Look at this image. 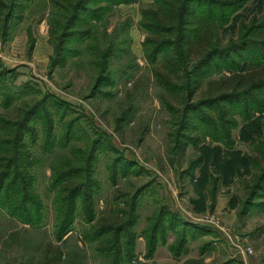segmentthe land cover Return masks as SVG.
I'll return each mask as SVG.
<instances>
[{"label":"rangeland","instance_id":"1","mask_svg":"<svg viewBox=\"0 0 264 264\" xmlns=\"http://www.w3.org/2000/svg\"><path fill=\"white\" fill-rule=\"evenodd\" d=\"M167 1L0 0V264H264V0Z\"/></svg>","mask_w":264,"mask_h":264},{"label":"trees","instance_id":"2","mask_svg":"<svg viewBox=\"0 0 264 264\" xmlns=\"http://www.w3.org/2000/svg\"><path fill=\"white\" fill-rule=\"evenodd\" d=\"M77 2L78 5H79V9H81L82 6H84L89 0H74V2ZM112 3H117L118 1H121V0H110ZM163 3H168L167 0H163ZM172 5H174L173 3H171ZM209 23H207V20H206V23H205V29H207L208 27H212L211 24L213 21H208ZM212 54H207L205 56L206 59H204V62L210 58ZM255 64V63H254ZM260 66V65H258ZM250 79L252 81H261V79L264 78V67H258L257 66H254L253 68H249V71L248 73L246 74H238V75H234L233 77L229 78L227 81H229L231 83V85H239L242 81H244L245 79ZM5 141V140H4ZM3 145H7V149L6 151H0V192L1 190H3V188L5 187V181L7 179V172H4V169L5 167L7 166V163H8V157H6L5 155L9 156L10 155V151L8 149V144L7 143H3ZM48 254V252H47ZM46 254V255H47ZM61 258H62V250L57 247L55 249V253L53 255V257L51 259H47V264H58L60 261H61Z\"/></svg>","mask_w":264,"mask_h":264},{"label":"built area","instance_id":"3","mask_svg":"<svg viewBox=\"0 0 264 264\" xmlns=\"http://www.w3.org/2000/svg\"><path fill=\"white\" fill-rule=\"evenodd\" d=\"M1 41H0V48H1ZM243 252L245 253V252H249V253H252V249L251 248H249V249H244L243 250Z\"/></svg>","mask_w":264,"mask_h":264}]
</instances>
